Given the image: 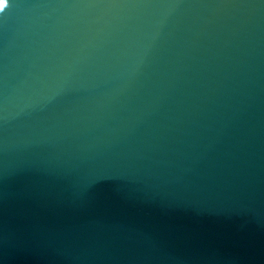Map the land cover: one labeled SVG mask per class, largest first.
Masks as SVG:
<instances>
[{"label": "water", "instance_id": "1", "mask_svg": "<svg viewBox=\"0 0 264 264\" xmlns=\"http://www.w3.org/2000/svg\"><path fill=\"white\" fill-rule=\"evenodd\" d=\"M0 264H264V0H0Z\"/></svg>", "mask_w": 264, "mask_h": 264}]
</instances>
